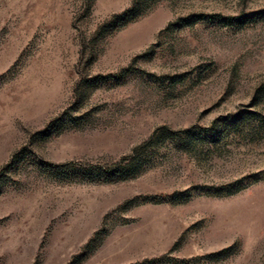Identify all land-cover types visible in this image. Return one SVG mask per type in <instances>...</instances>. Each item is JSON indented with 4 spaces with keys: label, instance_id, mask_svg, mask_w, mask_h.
Listing matches in <instances>:
<instances>
[{
    "label": "rangeland",
    "instance_id": "obj_1",
    "mask_svg": "<svg viewBox=\"0 0 264 264\" xmlns=\"http://www.w3.org/2000/svg\"><path fill=\"white\" fill-rule=\"evenodd\" d=\"M0 264H264V0H0Z\"/></svg>",
    "mask_w": 264,
    "mask_h": 264
},
{
    "label": "trees",
    "instance_id": "obj_2",
    "mask_svg": "<svg viewBox=\"0 0 264 264\" xmlns=\"http://www.w3.org/2000/svg\"><path fill=\"white\" fill-rule=\"evenodd\" d=\"M135 10V8H129L126 11H124L121 14H117L116 17L119 20H125L126 22L130 21L132 19V15H133V11Z\"/></svg>",
    "mask_w": 264,
    "mask_h": 264
}]
</instances>
